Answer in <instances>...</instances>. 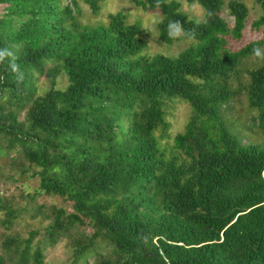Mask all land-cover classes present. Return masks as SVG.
Masks as SVG:
<instances>
[{"label": "trees", "instance_id": "trees-1", "mask_svg": "<svg viewBox=\"0 0 264 264\" xmlns=\"http://www.w3.org/2000/svg\"><path fill=\"white\" fill-rule=\"evenodd\" d=\"M80 1L95 13L101 0ZM131 1L159 9V39L179 30L190 42L144 55L138 25L121 12L89 25L78 0H0V149L35 167L39 190L70 202L46 207L35 242L36 229L2 237L0 264H43L44 247L61 238L70 264H264V142H242L251 124L225 117L243 94L264 132V63L241 78L264 46V0L250 23L260 38L236 50L225 38L241 35L242 0H185L201 18L177 0ZM177 97L192 112L167 149L156 133ZM14 214L5 206L1 222Z\"/></svg>", "mask_w": 264, "mask_h": 264}, {"label": "rangeland", "instance_id": "rangeland-1", "mask_svg": "<svg viewBox=\"0 0 264 264\" xmlns=\"http://www.w3.org/2000/svg\"><path fill=\"white\" fill-rule=\"evenodd\" d=\"M179 8L194 18L202 17V8L196 2H187L185 0H177ZM247 6V16L245 18L244 27L238 39L226 36L225 47L230 50H236L245 43L259 39L260 30L251 27V21L259 14V7L255 0H242ZM79 12L78 21L81 23L95 25L97 23H105L107 14L121 12L124 14L127 23L138 25L140 35L145 42L142 50L144 55H153L156 52L174 55L180 49L185 47L190 40L184 38L178 30L174 39L165 42L158 38L156 31V21L161 16V12L157 8L142 9L133 4L131 0H101L99 9L94 13L89 7L78 0ZM1 10V9H0ZM229 25H231V17L227 13L225 4L219 11ZM264 63V46L261 48L259 55L256 57L249 56L242 65L241 78H245L246 70L252 69L259 64ZM66 77L60 72L56 77V86L63 87ZM48 86L46 79L39 76L37 79V92L44 91ZM233 110L225 117L236 122V127L242 124H251V130L239 129L242 142H264V132L258 128L257 120H252L256 115V111L249 108L246 98L243 94L234 100ZM192 108L190 103L180 97L168 100L166 103L165 118L168 125L165 129L157 131L159 143L167 149L172 144V136L177 131L184 128ZM2 145V142H0ZM22 159L14 149L6 152L0 149V241L6 234H18L23 237L28 234L29 230L36 229L39 233L33 238V242L40 236L44 225L48 221L45 215L46 207L51 204L59 205L66 210H70V202L57 194L46 193L37 188L38 177L32 175L30 171L34 166H27V162H21ZM10 206L14 209L15 217L8 225H4L1 221L4 217V207ZM86 232L90 231L88 226H84ZM67 240L61 238L52 245H46L43 249V264H70L71 251L67 245Z\"/></svg>", "mask_w": 264, "mask_h": 264}, {"label": "clouds", "instance_id": "clouds-1", "mask_svg": "<svg viewBox=\"0 0 264 264\" xmlns=\"http://www.w3.org/2000/svg\"><path fill=\"white\" fill-rule=\"evenodd\" d=\"M4 53L0 52V58H3Z\"/></svg>", "mask_w": 264, "mask_h": 264}]
</instances>
